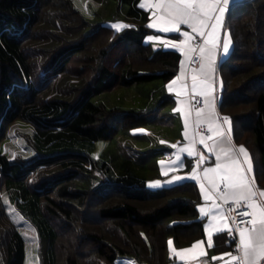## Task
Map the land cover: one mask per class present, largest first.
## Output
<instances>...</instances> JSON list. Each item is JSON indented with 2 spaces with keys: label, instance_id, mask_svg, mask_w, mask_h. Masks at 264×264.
Instances as JSON below:
<instances>
[{
  "label": "trees",
  "instance_id": "obj_1",
  "mask_svg": "<svg viewBox=\"0 0 264 264\" xmlns=\"http://www.w3.org/2000/svg\"><path fill=\"white\" fill-rule=\"evenodd\" d=\"M115 1L127 6L122 20L130 26L119 32L109 24L90 30L74 0H0V264L25 258L4 192L36 229L41 264H183L169 255L168 240L180 249L206 238L198 183L167 184L173 173H161L159 157L180 135L173 95L156 84L149 93L161 99L154 105L93 100L121 87L166 84L180 67L179 50L146 41L160 32L147 27L141 0ZM227 27L234 47L218 67V110L231 118L233 141L249 150L264 189V0L233 6ZM17 120L34 129L31 157L2 149ZM153 122L173 129L174 139H145ZM185 162L180 171L190 172L193 160ZM157 180L162 187H149ZM133 201L161 203L142 210ZM233 249L227 232L214 235L213 254Z\"/></svg>",
  "mask_w": 264,
  "mask_h": 264
},
{
  "label": "snow or ice",
  "instance_id": "obj_2",
  "mask_svg": "<svg viewBox=\"0 0 264 264\" xmlns=\"http://www.w3.org/2000/svg\"><path fill=\"white\" fill-rule=\"evenodd\" d=\"M231 2L232 0H142L140 4V7L147 6L152 10V21L147 27L163 33H181L183 37L179 40L146 37L149 43H159L165 48L180 50L185 58L181 61L179 75L166 88L178 98L180 107L175 111L183 114L186 144L183 147L171 145L176 149L175 160L170 161L167 166L164 161L159 163L162 175L173 173L171 179L166 181L168 184L186 179L198 182L204 200L198 210L202 217L208 219L204 232L209 248L213 247L214 234L227 232L231 235L233 231L238 232L237 254L224 253L223 256L229 257L225 264H264V190H260L254 177L250 176L253 169L247 149L243 145L236 146L233 142L231 118L222 116L218 110L224 86L218 73V65L231 55L234 47L231 31L226 27V17L231 14ZM181 25H186L191 31L181 32ZM129 27L122 22L110 25L117 32ZM186 62L189 64L187 70ZM135 132L143 133L144 130ZM197 144L204 145L215 155L214 167H203L202 172L198 170L208 157L199 152ZM183 153L196 157L191 173L186 176L174 174L183 167ZM162 186L159 180L149 184V187ZM229 202L247 208L239 224L229 223L230 220H235L230 210H224ZM168 246L170 252L182 261H195L197 254L200 257L206 254L201 241H196L190 248L177 250L169 239ZM212 259L220 257L214 256Z\"/></svg>",
  "mask_w": 264,
  "mask_h": 264
},
{
  "label": "rangeland",
  "instance_id": "obj_3",
  "mask_svg": "<svg viewBox=\"0 0 264 264\" xmlns=\"http://www.w3.org/2000/svg\"><path fill=\"white\" fill-rule=\"evenodd\" d=\"M142 0L140 1V4ZM75 7L79 9L90 23V30L98 27L101 24H113L123 23V16L126 12L127 6L121 4L115 0H74ZM147 7V6H145ZM117 19V20H115ZM158 83H148L141 85H133L132 87H121L111 92H105L96 95L93 100L96 103H105L108 107H121V108H138L140 103L151 102L153 105L157 103L161 97L159 93L150 94V90L156 84H166L163 81H157ZM161 120V119H159ZM154 127L151 130V135L145 136V139H152L153 141L169 143L160 139V136L156 138L157 133L163 137L174 139L173 129L169 130L166 126H162L161 123H154ZM160 124V125H159ZM178 124V122H177ZM179 125V124H178ZM34 129L29 124L17 120L12 123L7 131L6 138L2 143L3 151L10 157H16L22 155L25 158L35 155L36 150L27 141V135H33ZM139 143L145 144V141H139ZM162 143V144H164ZM141 144V145H142ZM98 152H96L97 154ZM165 156L159 157L160 161H164ZM159 161V162H160ZM264 183V181H262ZM3 201L6 207V211L10 216L13 223L21 233L25 243V258L23 264H41L38 254L39 239L37 231L32 223L14 206V204L8 199L6 192L3 193ZM138 203L140 209H150L155 204L161 203L160 201H133ZM34 229V231H33Z\"/></svg>",
  "mask_w": 264,
  "mask_h": 264
},
{
  "label": "crops",
  "instance_id": "obj_4",
  "mask_svg": "<svg viewBox=\"0 0 264 264\" xmlns=\"http://www.w3.org/2000/svg\"><path fill=\"white\" fill-rule=\"evenodd\" d=\"M243 1H245V0H232V2H231V8L233 7V6H235V5H237V4H239V3H241V2H243ZM146 9H148L149 10V12H150V22L149 23H151V21H152V10H150L148 7H145ZM226 27H227V17H226ZM228 28V27H227ZM153 29V28H152ZM154 30H156V31H158V32H160L158 29H154ZM183 31H191L186 25H181V32H183ZM170 34H178V35H176V36H170ZM149 36H157V37H159L160 38V40H165V39H169V40H179V39H182L183 37L181 36V33H176V32H171V33H163V32H160L159 34H157V35H149ZM232 36V35H231ZM232 40H233V38H232ZM147 41V40H146ZM195 43V42H194ZM234 43V42H233ZM152 45L155 47V48H162V49H173V48H165V47H163V46H161L159 43H156V44H153L152 43ZM178 50V49H177ZM180 51V50H179ZM181 52V51H180ZM182 53V52H181ZM185 58H184V56H183V54H182V57H181V60H180V65H181V61L182 60H184ZM223 62V60H221L220 61V63H222ZM220 63H219V65H220ZM219 65H218V67H219ZM193 67H195L196 65H192ZM189 68V64L186 62L185 63V69L187 70ZM180 71H181V67H179V71H178V74L177 75H179V73H180ZM220 76V75H219ZM175 78V77H174ZM173 78V79H174ZM172 79V80H173ZM171 81V80H170ZM169 81V82H170ZM169 82H167L166 83V85L169 83ZM166 90H167V88H166ZM168 92V91H167ZM169 93V92H168ZM170 94H172L173 95V97H174V100L172 101V104H171V108H172V112H174L175 114H176V116H177V118H178V120H179V127H180V131H179V133H180V135H179V137L175 140V143L174 144H176L177 145V147H183L185 144H186V141H185V138H184V136H183V133H184V124H183V114L182 113H180V112H177V111H175V109H177L178 107H180V105H179V103H178V98L175 96V94L174 93H170ZM222 99V93L220 94V97H219V100H221ZM220 113V112H219ZM221 114V113H220ZM222 116H227V115H224V114H221ZM234 142V141H233ZM234 144L236 145V146H240V144H236L235 142H234ZM245 147V146H244ZM196 148L199 150V152L200 153H202L203 155H205V156H207L208 157V159L204 162V164L201 166V168L200 169H198L199 171H201L202 172V169H203V167H214V164H215V155L213 154V153H211V152H209V150L204 146V145H202V144H197L196 145ZM246 148V147H245ZM247 149V148H246ZM247 151H248V153H249V156H250V161H251V164H252V169H253V171H252V173H250V176H252V177H254V179H255V184H256V186L258 187V184H257V179H256V175H255V170H254V162H253V158H252V156H251V154H250V152H249V150L247 149ZM176 152V149H173V151L172 152H169V153H166L165 154V158H164V162H165V166H167V164L170 162V161H173V160H175V155H174V153ZM191 158L192 160H193V163H194V165H195V159H196V157L195 156H192V157H190V156H188L187 155V153H183L182 154V159H183V167H181V168H179V169H177L176 171H175V173L174 174H176V175H180V176H186V175H188V174H190L191 173V171L189 172H182V171H180V170H182L183 168H184V166L186 165L185 163V158ZM193 165V166H194ZM171 177H172V175L169 177V178H167L166 180H165V182L166 181H168V180H170L171 179ZM186 180H188V179H186ZM184 181V180H183ZM181 182V181H180ZM197 182V181H196ZM161 183H163V181L161 182ZM198 183V182H197ZM168 184V183H167ZM199 185V184H198ZM260 190H264L263 188H260V187H258ZM202 199H203V197H202ZM202 204H204V200H203V203ZM201 204V205H202ZM136 206H138V204H136ZM139 208H140V206H139ZM224 210L226 211V209H225V207H224ZM205 218V224H207V222H208V219L206 218V217H204ZM229 223H230V221H229ZM215 235V234H214ZM214 235H213V238H212V243H214ZM198 241H201V247H203L204 248V250H205V256H203V257H200L198 254H197V256H196V259H195V261H193V260H191V259H188V260H180V258L178 257V256H174L171 252H170V250H169V255L171 256V257H173V258H175L178 262H181V263H183V264H205V262H207V264H225V262L229 259V257H226V256H223V254L224 253H222V254H213L212 253V248L213 247H211V248H209L208 247V241H207V235H206V238L205 239H202V240H198ZM238 242H239V236H237V244H238ZM192 246V245H191ZM191 246H189V247H186V248H190ZM173 247H174V245H173ZM177 250H180V249H183V248H180V249H178V248H176ZM228 252H231V253H233V255H236L237 254V251H236V248H234L232 251H228ZM226 253V252H225ZM220 257V259H217V260H213L212 259V257ZM117 264H136L134 261H132V260H129V259H120V260H118L117 261Z\"/></svg>",
  "mask_w": 264,
  "mask_h": 264
},
{
  "label": "built area",
  "instance_id": "obj_5",
  "mask_svg": "<svg viewBox=\"0 0 264 264\" xmlns=\"http://www.w3.org/2000/svg\"><path fill=\"white\" fill-rule=\"evenodd\" d=\"M226 211L231 212V216L235 217V220H230L231 224H239L242 220V214L247 211V208L244 205H234L231 202H229L228 205L224 206ZM250 219V218H248ZM238 232L233 231V234L231 235V240L235 241L236 240V234ZM237 246V245H236Z\"/></svg>",
  "mask_w": 264,
  "mask_h": 264
}]
</instances>
